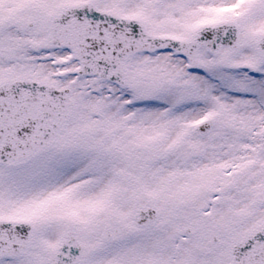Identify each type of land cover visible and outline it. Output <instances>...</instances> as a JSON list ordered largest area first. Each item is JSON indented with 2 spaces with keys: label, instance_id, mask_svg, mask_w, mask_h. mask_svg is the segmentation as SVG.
Returning a JSON list of instances; mask_svg holds the SVG:
<instances>
[{
  "label": "snow or ice",
  "instance_id": "snow-or-ice-1",
  "mask_svg": "<svg viewBox=\"0 0 264 264\" xmlns=\"http://www.w3.org/2000/svg\"><path fill=\"white\" fill-rule=\"evenodd\" d=\"M0 264H264V0H0Z\"/></svg>",
  "mask_w": 264,
  "mask_h": 264
}]
</instances>
